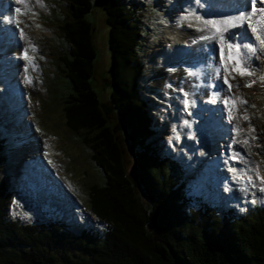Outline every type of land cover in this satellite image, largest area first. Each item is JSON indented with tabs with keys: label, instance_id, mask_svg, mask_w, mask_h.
I'll return each instance as SVG.
<instances>
[{
	"label": "trees",
	"instance_id": "trees-1",
	"mask_svg": "<svg viewBox=\"0 0 264 264\" xmlns=\"http://www.w3.org/2000/svg\"><path fill=\"white\" fill-rule=\"evenodd\" d=\"M66 1L59 26L65 50L58 58L70 88L63 98L65 124L104 176L102 186L90 187L88 207L106 225L78 235L57 218H12L11 142L0 132V264H264V202L242 215H221L207 203L189 206L183 166L161 156L152 141L157 129L143 57L151 4L100 0L113 70L106 92L115 111L107 116L93 88L97 49L87 20L97 0ZM119 123L127 131L115 133ZM121 136L134 151L136 178Z\"/></svg>",
	"mask_w": 264,
	"mask_h": 264
},
{
	"label": "rangeland",
	"instance_id": "rangeland-1",
	"mask_svg": "<svg viewBox=\"0 0 264 264\" xmlns=\"http://www.w3.org/2000/svg\"><path fill=\"white\" fill-rule=\"evenodd\" d=\"M3 1L6 11L14 14L8 17L7 12L4 15L2 12L0 22H3L4 31L8 27L5 26L6 24L11 25L14 31L10 32L14 34L12 38L16 40L7 43L10 36L6 35L8 40L0 45V100H2L0 101V132H5L3 130L6 129L7 135L8 133L13 134L11 146L8 147L9 163L6 170L14 180L13 196L9 207L11 217L31 222L32 218L29 213L33 212V203L36 210L40 212L41 206L43 207L46 202L48 210L51 211V215L44 214L46 220L51 217L61 219L75 233H78L81 227L102 231L106 223L102 224L90 212L88 192L93 185L102 186L104 176L94 167L89 147L81 142L80 136H74L66 127L63 112L64 94L69 92L70 88L67 79L60 71L58 60L61 52L65 50L59 26L64 22L67 1L22 0L19 3L17 0ZM135 1H146L153 9L150 13L147 12L149 13L147 23L151 28V34L148 36L143 57L144 87L148 89V100L156 120L157 132L152 139L155 142L154 145L158 147L161 156L175 158L186 169L184 182L187 196L191 199L189 206L207 203L221 215L229 210L230 212L233 210L234 214L238 215L246 213V210L254 204H261L264 201V192L259 191L260 181L256 178L255 171L259 166L260 175L264 176V87H261L258 81L259 89L243 88L239 93H236L235 89L227 92L225 91L227 85L221 79L220 84L223 90L217 95L216 101L210 98L211 94L207 90L202 93L205 96L193 95L194 89L197 88H193L192 85L196 82L198 84L199 80L195 82L194 78L189 79L187 85L188 78L175 76V70L171 66L175 58L185 54L187 44L177 46L174 43L172 46L170 42L172 37L169 33L175 28L183 31L191 30L194 24V13L188 8L194 0ZM215 1L221 2L220 4L226 3L222 0ZM16 8L21 9L20 13L16 12ZM33 11H35L34 15H32ZM87 20L93 26V40L97 49L93 88L104 105L109 103L110 91L106 92L102 81L109 76L112 61L109 49V26L100 0L95 2L94 9L88 15ZM15 28L18 31H15ZM21 29H23L24 38L20 35ZM10 32L8 31V34ZM16 43L22 44L16 47ZM32 45H35L36 52L32 51ZM212 46L219 49L218 45L213 44ZM22 48L27 49V55L38 65L35 69L38 72H35L28 60L23 59L24 55L21 56L13 51L17 49L22 53L24 52ZM199 57H203L204 61L209 58L205 55ZM182 60L183 57L179 59V61ZM198 62L202 61L197 60L194 64ZM26 67L27 72H25ZM14 70L15 75L12 82V76L9 74H12ZM208 72L210 77L216 75L215 70ZM26 77H33L31 84L27 82ZM211 81L209 78V86ZM204 84L202 83L199 88H203ZM14 85L22 91L21 97L24 99L18 105L10 103V99L14 101V98L20 94ZM209 86L206 83V89ZM225 92L229 94L228 97L233 93L240 94L248 102L243 108L247 109L251 125L255 128L253 135L256 136V139L251 141V154L241 144L233 143L235 139L247 135L249 122L242 118L238 120L240 127L245 129V132H241L238 136L234 130L237 121H231L230 125L228 110L223 103V99L227 98L223 95L226 94ZM190 94L191 101L186 99V96ZM211 105L219 107L218 119L230 127L228 134L221 135L216 140L221 148L216 142L214 149L209 148L206 141L209 140L210 132L205 136V141L201 133L208 120L210 122L212 120L209 115H206V110ZM228 107H231L230 104ZM4 109L12 110L7 112ZM233 114L239 118L242 111L237 112L233 109ZM201 115L205 116L203 121L199 119ZM218 119H215L214 124L218 122ZM116 120L114 117L112 124ZM15 126L19 127L20 131ZM207 126L212 127V124ZM121 138L122 146L126 150L128 171L130 169V175L135 177L134 151L127 138L125 136ZM214 138L208 142L213 143ZM22 148L32 153L22 152ZM234 153H239L243 159L231 160ZM230 160L231 163H235L231 164ZM35 161L45 166L39 169ZM46 164L53 170V177L57 178L69 193L61 204L46 197V193L52 194L47 191L50 186L53 188L54 198L60 201L61 189L52 176H49L47 185L39 182L42 179H38V171L52 175L44 170L47 168ZM224 169L229 171V174L222 176L223 181H220V175L226 172ZM244 171H247L248 176L253 178L256 187L248 183L247 176H243ZM237 176L243 178L238 180ZM243 188H247V192L243 191ZM143 201L146 203L145 199ZM39 203L44 204L38 205ZM33 216L37 218V213Z\"/></svg>",
	"mask_w": 264,
	"mask_h": 264
},
{
	"label": "snow or ice",
	"instance_id": "snow-or-ice-1",
	"mask_svg": "<svg viewBox=\"0 0 264 264\" xmlns=\"http://www.w3.org/2000/svg\"><path fill=\"white\" fill-rule=\"evenodd\" d=\"M19 2H22V0H17V3ZM260 2L264 3V0H260ZM256 5L257 0H252L250 11L225 19H208L202 21L204 28H202L201 31H205L206 34L203 35L201 39L216 41L220 46V60H222L223 63L221 64L220 60H218L215 74L218 78L223 80L225 85H227V89H225L227 92H232L234 88L237 92H239L241 88H251L258 81L261 83V87H264V72H261L257 76L256 70L251 64L252 58L256 56L258 52L264 53V7H257ZM20 11V8H16L17 13H20ZM244 25H247L246 31H250L254 35L258 47L254 46L252 43L243 42L242 40L237 42L238 38L236 35H233L231 38H226V33L230 32L231 29L240 28ZM37 27H39V25H37ZM20 35L22 38L24 37L23 29L20 30ZM225 49L228 50L229 54L234 55L235 63L229 64V56L228 54H225ZM32 51H37L35 45H32ZM23 59L28 60L33 69L38 68V65L35 64L34 60L27 55V49H25ZM27 71L28 68L26 67L25 72ZM237 78H239V82H230V80L237 81ZM26 79L29 84L32 83L31 78L26 77ZM223 103L227 107L229 121H237L234 130L238 136L241 132H245V129L240 127L238 120L242 118L243 120L249 122L247 135L243 138L235 139L233 143L241 144L247 148L249 150V154H251V141H254L256 136L253 135V133H255V128L251 125L247 109L243 108V106L248 103L247 100L241 95L232 94L229 97L224 98ZM230 103L232 104V107H228ZM252 107H255V105H252ZM233 108H235L237 112L242 111L241 117L238 118L233 114ZM232 159L241 160L243 157H241L239 153H234ZM255 171L256 178L260 181L259 191L264 192V176L260 175L259 166H257ZM243 176H247L248 183L253 187H256L253 178L248 176L247 171L243 172ZM242 178L243 177L241 176L236 177L238 180ZM242 190L247 192V188H243Z\"/></svg>",
	"mask_w": 264,
	"mask_h": 264
},
{
	"label": "bare ground",
	"instance_id": "bare-ground-1",
	"mask_svg": "<svg viewBox=\"0 0 264 264\" xmlns=\"http://www.w3.org/2000/svg\"><path fill=\"white\" fill-rule=\"evenodd\" d=\"M226 3H228L229 1L228 0H222ZM242 0H240L241 2ZM217 3H221V2H217ZM251 3H252V0H250V7H249V10L251 8ZM257 7L260 6V0H257ZM263 6V5H262ZM193 11L195 13H197V7L195 6V8L193 9ZM10 14V15H9ZM14 13H9L7 12V15H9L8 17L10 16H13ZM197 15V14H196ZM195 15V17H196ZM235 15H239L237 12H232L231 14H229L227 17L225 18H228V17H231V16H235ZM15 16V15H14ZM4 17V16H3ZM194 17V18H195ZM214 17V16H213ZM13 18V17H12ZM197 20L194 21L193 25H192V28L191 30H186V31H183L181 29H177L175 28L174 31L170 32V36L172 37V40L170 42H172V46L173 44L175 43L177 46H183V44H187V50L185 51V54L182 56L183 57V60L182 61H179V59H181L182 57H179V58H173L175 61L177 62H173L171 63V66H173V68L175 69V73L177 77H187L188 78V83L187 85L189 84V79L193 80V78L195 79V82L196 80H199L198 81V84L194 83L192 85L193 88H197V89H194L193 91V95H196V94H202L205 90H207L210 94H211V99H213V101H216L218 99L217 95L221 94L222 90H223V86L220 84L221 82V79L218 78L216 75L214 76H209V72L208 71H213L216 69L217 65H218V60H220V57H221V53L218 52L220 50V46L219 44L216 42V41H210V40H204V39H201V37L203 35L206 34L205 31H201L202 28H204V25L202 24V21L203 20H208V19H212V16L211 15H206V16H201L199 15L198 13V16H197ZM224 17L220 18V19H225ZM12 23V22H11ZM1 29V28H0ZM16 29V28H15ZM243 29L244 32L247 30V25H244L243 27H240V28H234V29H231V31H239ZM14 31V30H13ZM15 31H18V29H16ZM3 30H1L0 32V36L1 38L4 39V41H7L8 38H6V35L5 37H3ZM11 33V32H10ZM19 32H17L18 34ZM228 33H226L227 35ZM252 36L254 37V35L252 34ZM24 38V37H23ZM238 38V37H237ZM13 39V40H12ZM254 40H255V37H254ZM11 41H16L15 38H11L8 40L7 43H11ZM22 43L20 44H17L16 43V47H19V45H21ZM218 45L219 46V49H215L216 46H214V48H212V45ZM6 46H9V44H6ZM258 47V45H257ZM13 51L17 52V54H20L21 56L24 55L25 52H18L17 49H14ZM22 51L23 48H22ZM217 53V57H210V55H212L213 53ZM208 54V55H207ZM210 54V55H209ZM225 54H228L229 58H228V62L229 64H233L235 63V57L234 55H231L228 53V50L225 49ZM202 55H205V56H209V58H206L205 61L203 60V57H199V56H202ZM185 56V57H184ZM197 60H201L202 62H198V63H195V61ZM258 60V59H257ZM257 60H255V57L252 58L251 60V64H252V67L253 65H255L257 63ZM220 63L222 64L223 61L220 60ZM194 64V66L192 67V65ZM192 67V68H191ZM13 72V71H12ZM213 73V72H212ZM15 75V70L12 74H9V76H12V78L14 77ZM180 75V76H179ZM209 78H211V83H210V86L208 84L209 82ZM32 79V78H31ZM33 80V79H32ZM216 81V82H215ZM231 83H237L239 82V78H237V81H231ZM202 83H205L204 87L203 88H199V86H201ZM206 83L207 85L209 86L208 89H206ZM14 88L15 89H18L16 85H14ZM188 88V87H187ZM251 88H257L259 89V86L258 84H254ZM192 89V88H191ZM235 89V88H234ZM243 89V88H241ZM240 89V90H241ZM19 90V89H18ZM236 90V89H235ZM239 90V92H240ZM20 94L17 95L15 98H14V101H12V99H10V103L11 104H21L22 101H24V99L21 97V93L22 91L19 90ZM236 91V93H239ZM215 93H218V94H215ZM226 93V92H225ZM9 94V93H8ZM235 94V93H233ZM224 96L228 97L229 94H223ZM240 95V94H239ZM202 96H205V94H202ZM10 98V97H9ZM192 97H190L191 99ZM220 104V103H219ZM230 106L232 107V104L230 103ZM235 109V108H233ZM125 131H127L126 128H124ZM210 132V131H209ZM208 132V133H209ZM208 133L206 134V136L208 135ZM211 133H209V136H210ZM226 134V133H225ZM228 134V133H227ZM214 136H212L211 138H213ZM210 138V139H211ZM209 139V137H208ZM221 148V147H220ZM23 149V151H22ZM21 151L22 152H27V153H32L30 150H27L26 148H22ZM34 157V156H32ZM232 163H235V162H232ZM45 166V165H44ZM46 171V170H45ZM222 173V172H220ZM224 174L226 172H223ZM49 188V191L52 193L53 195V188H51L50 186H48Z\"/></svg>",
	"mask_w": 264,
	"mask_h": 264
},
{
	"label": "water",
	"instance_id": "water-1",
	"mask_svg": "<svg viewBox=\"0 0 264 264\" xmlns=\"http://www.w3.org/2000/svg\"><path fill=\"white\" fill-rule=\"evenodd\" d=\"M108 74L113 75V70L111 69L108 72ZM102 86L105 90L108 88H113V84L111 83L110 79H108V78L102 81ZM102 110L105 113V115L111 116L113 114V112L115 111V108H114L112 102H109L107 104L102 105ZM120 131L124 132L125 130H124V126L119 123L117 125V127L115 128L114 132L118 133ZM135 185L138 187L137 179H135Z\"/></svg>",
	"mask_w": 264,
	"mask_h": 264
}]
</instances>
